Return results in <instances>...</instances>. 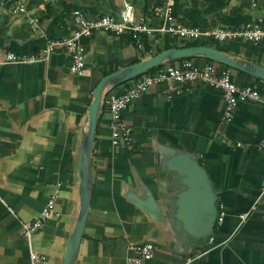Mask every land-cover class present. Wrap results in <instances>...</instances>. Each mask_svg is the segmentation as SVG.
I'll return each mask as SVG.
<instances>
[{
	"label": "crops",
	"instance_id": "0c3cea01",
	"mask_svg": "<svg viewBox=\"0 0 264 264\" xmlns=\"http://www.w3.org/2000/svg\"><path fill=\"white\" fill-rule=\"evenodd\" d=\"M167 0H0V264H28L21 224L39 218L57 193L55 212L31 237L45 264H62L79 209L77 152L84 137L92 91L105 76L158 53L218 45L227 55L264 68V45L247 41H194L155 32L136 48L128 35L96 33L84 40L82 72L71 58L55 51L35 63L8 62V54L37 53L48 40L69 37L73 18L118 16L125 3L136 19L156 28L154 10ZM173 17L200 30L238 27L258 15L264 0H173ZM21 5L25 15L15 7ZM33 19L38 29L32 30ZM144 43L147 50L144 49ZM198 67L212 64L189 59ZM183 61L162 65L177 67ZM234 81L264 80L230 69ZM127 82L104 96L123 93ZM176 95L166 84L143 93L122 112L132 130V147H113L110 115L101 106L90 155V199L77 254L72 264H125L129 246L146 242L154 255L143 264H264V105L240 101L223 119L220 92L196 84ZM196 163L215 198L216 219L209 235L185 231L177 218L175 196L181 190L177 167ZM256 208L244 222L238 215ZM224 217L217 224L220 212Z\"/></svg>",
	"mask_w": 264,
	"mask_h": 264
},
{
	"label": "built area",
	"instance_id": "2783aa9c",
	"mask_svg": "<svg viewBox=\"0 0 264 264\" xmlns=\"http://www.w3.org/2000/svg\"><path fill=\"white\" fill-rule=\"evenodd\" d=\"M14 3V0H2V4ZM173 0L154 10L159 19L156 28L148 26L145 22L136 19L133 7L125 3L118 16L104 15L97 18H88L82 13H76L73 22L74 30L69 37L63 39L48 40L43 48L37 53L27 55L8 54V62L35 63L48 57L55 51L66 53L72 60V68L76 73L82 72L85 64L86 46L84 40L91 38L96 33L104 32L114 36L128 35L131 37L137 49H143L141 38L151 37L155 32L176 37L178 40L194 41L200 36L208 38L211 42H232L236 40L247 41L253 45H264V6L258 8V15L250 21L232 28H213L200 30L178 22L173 17ZM18 14L25 15V9L21 5L15 7ZM32 30L38 29L35 20H28ZM230 69L206 64L198 67L191 60H183L177 67L173 65H161L158 69L141 74L128 81L123 93L114 96L107 95L102 99V106L109 112L111 145L117 147L124 145L128 149L132 147V130L122 119V112L133 105V103L149 88L156 85L166 84L172 93L182 94L188 86L202 84L216 89L220 92L224 101L223 119L232 117L236 104L240 101L256 102L264 105V92L254 84H237L231 76ZM264 152V141L259 144ZM264 193V187L262 188ZM57 193L50 197L39 218L33 222L21 224L22 236L27 242L28 264H45V258L32 250V234L41 228L43 222L51 216L58 217L55 212V200ZM252 205L246 213L238 215L240 222H244L249 213L255 210ZM224 214L221 211L217 217V224H221ZM132 255L126 258L125 264H143L154 255V246L146 242L139 246H129ZM192 258H188L185 264H191Z\"/></svg>",
	"mask_w": 264,
	"mask_h": 264
},
{
	"label": "water",
	"instance_id": "95a60500",
	"mask_svg": "<svg viewBox=\"0 0 264 264\" xmlns=\"http://www.w3.org/2000/svg\"><path fill=\"white\" fill-rule=\"evenodd\" d=\"M202 57L229 69L264 80V68L256 64L233 58L210 46H195L165 50L154 57L118 70L102 78L92 91L88 107L84 137L77 152L79 174V209L74 228L67 240L62 264H72L80 244L90 199V155L96 119L102 106L104 92L113 86L128 82L163 63L184 58ZM177 167L181 190L175 196L177 218L184 224V230L209 235L216 219L215 198L210 192L206 175L194 162H182Z\"/></svg>",
	"mask_w": 264,
	"mask_h": 264
},
{
	"label": "trees",
	"instance_id": "16d2710c",
	"mask_svg": "<svg viewBox=\"0 0 264 264\" xmlns=\"http://www.w3.org/2000/svg\"><path fill=\"white\" fill-rule=\"evenodd\" d=\"M130 38H131V37H130ZM131 40H132V39H131ZM195 46H196V45H195L194 43H186V44H184V46H183L182 48H190V47H195ZM210 47H213V48H215V49H217V50H219V51L224 52V51L221 49V47H219L218 45L213 44V45H210ZM144 49H145V50L148 49L145 43H144ZM187 59H191V58H184V59H181V61H183V60H187ZM207 62L214 63L213 61H210V60H207ZM159 67H161V66H159ZM159 67L150 70V72H152V71L158 69ZM222 67H223V68H227V67H225V66H222ZM228 69H229V68H228ZM250 77H252V76H250ZM252 78H254V79H256V80H259L258 78H255V77H252Z\"/></svg>",
	"mask_w": 264,
	"mask_h": 264
}]
</instances>
